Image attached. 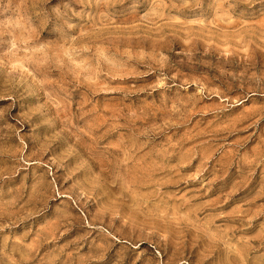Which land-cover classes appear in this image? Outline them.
Here are the masks:
<instances>
[{
	"label": "rangeland",
	"instance_id": "1",
	"mask_svg": "<svg viewBox=\"0 0 264 264\" xmlns=\"http://www.w3.org/2000/svg\"><path fill=\"white\" fill-rule=\"evenodd\" d=\"M0 264H264V0H0Z\"/></svg>",
	"mask_w": 264,
	"mask_h": 264
}]
</instances>
